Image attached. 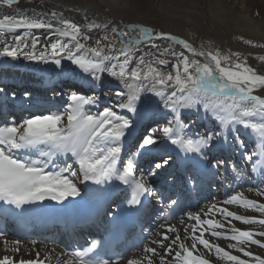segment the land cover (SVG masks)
<instances>
[{"label":"snow or ice","instance_id":"obj_1","mask_svg":"<svg viewBox=\"0 0 264 264\" xmlns=\"http://www.w3.org/2000/svg\"><path fill=\"white\" fill-rule=\"evenodd\" d=\"M18 4L0 0V58L50 63L61 70L68 61L87 88L69 85L76 90L55 110L26 103V114L0 119V212L23 217L45 201L63 205L81 197V185L89 182L105 188L118 182L128 206L148 201L159 206L154 223L160 231L149 233L154 238L140 258L124 264H211L205 256L213 252L228 264H264V256L250 250L251 245L264 248V239L256 238H264V231L232 223L264 226V202L242 191L225 194L222 202L185 212L181 235V229L166 223L176 219L179 201L165 196L151 179L171 160L167 153L156 155L163 142L211 169L237 156L239 162L231 165L235 179L257 174L260 183L252 191L264 197V73L238 51L196 47L140 23L121 30L110 21L97 23L85 15L80 23L62 12L23 10ZM34 30L45 31L43 40ZM155 41L171 44L161 47ZM244 42L264 49V43ZM145 44L151 50H144ZM171 45L182 47L178 51ZM255 59L264 63V55ZM104 89L109 93L104 99L112 102L101 108ZM30 97L23 93L26 101ZM198 122L204 131L194 130ZM230 205L261 216L238 214ZM212 237L233 241L228 248L242 256ZM0 247L5 253L0 264H50L55 251L43 259L36 251L34 259H25L19 255L22 241L8 239L4 229ZM101 247V241L92 240L74 249L64 264H121L120 256L102 258Z\"/></svg>","mask_w":264,"mask_h":264},{"label":"bare ground","instance_id":"obj_2","mask_svg":"<svg viewBox=\"0 0 264 264\" xmlns=\"http://www.w3.org/2000/svg\"><path fill=\"white\" fill-rule=\"evenodd\" d=\"M223 1L224 0H19L18 6L23 10L35 9L37 12H62L65 17H69L80 23L84 22L83 18L86 15L89 19L96 20L97 23L110 21L114 25H119L121 30H123V25L125 24L140 23L152 27L157 31L177 35L182 39H186L193 43L196 47L204 44L205 48H219L224 52H227L228 50L233 52L238 51L248 57L249 64L255 66L259 72L264 73V63L255 59L258 55H264V49L254 47L253 45L244 42L245 40H251L254 44L264 43V13L259 18H256V15L251 14L252 10L249 8L250 3L255 1L257 6L264 10V0H231L230 3H225ZM3 11L8 12L11 10L3 9ZM34 32L39 35L41 39L46 35L44 30H34ZM209 42H211V44H209ZM155 43L160 44L161 47H167L171 44V42L165 41H155ZM171 46L178 51L181 50L182 47L179 45ZM142 48L144 50H151L150 46L147 44L142 45ZM63 63V70L74 72L75 75L80 77L79 70L76 69L74 65H71L68 61H64ZM17 66L28 69L34 68L35 66H41L43 67V70L49 74L56 73L55 70L57 69L61 70L50 63H37L23 58L16 61L0 58V70L4 72L13 70V68ZM63 79V75H58L60 83ZM71 80L76 83L78 82L75 79ZM68 81L72 82L70 80ZM62 84L65 85L66 83ZM102 93L104 96L109 95L107 89H104ZM192 118L198 120V117L195 115H193ZM197 127L199 126L196 124L195 128ZM204 130L205 129L202 131ZM167 154H172V152ZM192 161L198 163L194 159H192ZM217 173L220 175L219 171ZM217 178L222 179L221 176H218ZM252 178L253 175L249 178L247 172H245V174L238 180L235 179L234 172L223 177L228 186L232 185V188L236 189V185H239L237 189L244 192L245 196L250 199H257L260 202H264V197H258L255 192L252 191V189L259 185L260 179L258 181L257 179H253L251 182L250 180ZM81 190L82 192L88 191H86L83 185H81ZM214 195V198L209 199L207 202L204 201L206 199L200 200L197 203L198 207L196 209H194L195 207L187 206L179 215L178 219L171 222V224L181 229V235H183L182 229L184 225H181L179 221L185 219L184 211H198L211 202H222L224 199H222L218 193ZM227 207L229 210L235 211L238 214L256 217L261 216L258 212L250 209L244 210V208L238 205H230ZM216 218L222 219L219 215H217ZM187 223L190 224L192 222L188 221ZM232 223L241 229L256 230L258 232L261 231L259 224L245 225L235 220H233ZM158 231H160V229L155 228L151 232L155 233ZM7 236L10 240L19 239L22 241V251L19 255L23 256L25 259H34L36 251L41 253V259H43L44 254L53 249L55 251L52 254L50 264H64L66 260L70 259L68 253L64 252L61 247L54 244L41 240H23L20 237L13 235ZM152 238H154L152 235L145 237L144 244L139 249L130 252L121 264H124L128 259L140 258L142 256L143 246ZM205 238H209L207 234L205 235ZM256 238L264 239L259 236ZM211 239L214 243H218L227 250L232 251L234 255L242 256L241 253L228 248V245L234 243L233 241L217 239L215 237H212ZM197 247L200 248L201 246L198 245ZM3 254L5 253H3V249L0 247V255ZM200 254L204 255V252L202 251ZM57 257H59V260ZM205 258L209 259L211 264H228L227 261L218 260L215 257L214 252L207 254Z\"/></svg>","mask_w":264,"mask_h":264},{"label":"rangeland","instance_id":"obj_3","mask_svg":"<svg viewBox=\"0 0 264 264\" xmlns=\"http://www.w3.org/2000/svg\"><path fill=\"white\" fill-rule=\"evenodd\" d=\"M231 0H224L223 2L225 3H230ZM234 1H238V0H234ZM249 8L252 10V15H256V18H259L260 16H262V14L264 13L259 6H257V3L255 1H252L249 5ZM43 40V39H42ZM112 101H110L108 104H111ZM236 191H240V189L236 190ZM231 194V193H230ZM247 210V209H244ZM261 229V231H264V226L259 227ZM250 250L253 251L256 254L262 255L264 256V248H261L257 245H251L250 246Z\"/></svg>","mask_w":264,"mask_h":264}]
</instances>
